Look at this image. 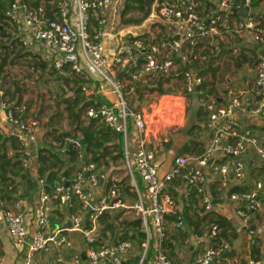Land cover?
<instances>
[{
	"label": "built area",
	"instance_id": "obj_1",
	"mask_svg": "<svg viewBox=\"0 0 264 264\" xmlns=\"http://www.w3.org/2000/svg\"><path fill=\"white\" fill-rule=\"evenodd\" d=\"M127 1L57 0L55 10L51 12L44 5L31 8L14 3L7 11V16L12 20L23 18L31 38L42 43L53 55L54 70L61 72L68 69L88 81L89 75L83 68L86 63L101 81L110 85V93L116 97L115 101L102 105L92 102L85 108L83 118L104 123L111 131L124 136V162L130 173L131 188L138 196L136 203L127 202L119 194L117 179H110L102 166L87 159L79 165L80 169L71 180L64 182L63 179H55L51 192L48 191L46 179L40 178L33 232L26 225L20 201L10 202L0 208L13 246L22 257V264H40L38 255L51 252L56 253V264H134L130 261L133 257L138 258V264H174L170 253L175 249V243H171L167 216L180 210L168 188L178 179L187 185L186 201L189 203L191 194L195 192L199 206L205 212L212 211L214 207L215 199L207 186L213 177H217L215 179L219 180L222 189L217 198L220 202H245L246 209L239 208L238 214L246 224L253 213L263 207L262 181H258L251 191L231 194L228 183L230 175L235 180H245L247 157L250 154L257 155L264 165V139L245 129L236 118V113H242L264 121V57L258 64L257 76L252 85L244 91L231 89L230 100L226 104L218 103L213 97L206 98L209 85L205 84L203 75L192 69L184 73L183 92L172 98L175 101L196 95L205 103L210 136L201 154L176 156L169 170L163 174L162 163L149 140L150 121L160 124L164 120L170 123V117L164 119L163 114L156 117L151 107L148 111L134 110L130 100L136 94L138 83L165 81L178 73L181 62L190 64V57L197 59L198 51L206 42L223 32L236 35L251 29L254 40L264 49V28L256 27L251 19L236 25L231 17L220 13L228 14L236 6L235 0H219L217 11L210 9L207 14L202 12L200 6L210 0H152L148 19L157 20L155 30L158 32V37L152 40L116 32L115 19L110 17V13L116 14L117 8L124 7ZM249 1L245 0V3ZM93 20L95 24L92 27ZM108 27L114 37L110 57L104 43ZM81 88L91 95L85 85ZM2 121L8 127L6 133L0 127V134L17 139L23 166L29 167L41 151L37 147L40 122L28 115L24 103L16 105L0 101V126ZM131 128L135 129L137 139L136 150L130 153L128 135ZM82 140V134L68 135L62 141L53 140L51 147L72 145L81 152ZM137 176L145 185V192L139 189ZM105 183L110 184L108 190L96 200L93 190L102 188ZM65 207L69 211L71 227L58 226L48 232L54 210H63ZM118 211L140 219V224L131 230V233L143 235L139 243L133 238L107 242L100 235L105 227L101 222L103 214ZM177 226H184L181 218ZM71 232L81 236L83 249L70 251L74 248L69 236ZM220 232L219 225L213 224L203 234H193L185 239L183 244L186 248H202L191 264H236L231 258L224 257L225 251L230 249L227 240H219L217 246L210 244L216 241ZM136 247L139 248L138 252ZM63 249L69 253L64 254ZM83 252L86 253L85 260L82 258ZM247 264L264 262L252 257Z\"/></svg>",
	"mask_w": 264,
	"mask_h": 264
},
{
	"label": "crops",
	"instance_id": "obj_2",
	"mask_svg": "<svg viewBox=\"0 0 264 264\" xmlns=\"http://www.w3.org/2000/svg\"><path fill=\"white\" fill-rule=\"evenodd\" d=\"M215 2V1H214ZM206 2H203L200 6V9L204 14H207L210 9H212L213 5L207 7ZM240 6V5H238ZM209 8V9H208ZM52 10V9H51ZM239 14L241 18L238 17H231V21H236V25L240 21H246L247 19H251L253 24L256 27L264 28V0H250L248 4L244 3V6L240 7ZM110 17L115 19V30L116 32H122L124 34H130L133 36H143L146 37L150 32H154L155 36L158 37V32L155 30V22L157 20L149 19L151 24L149 25V31H146V28L144 25H137L133 26L131 25L127 29H117V22L118 21V14L110 13ZM95 24V20L92 21V27ZM93 31V28L90 29ZM141 30L142 33H141ZM9 36L12 37V39L5 38L4 42H7V46L5 45V50L3 51L4 56L8 55V63L5 68L23 64L22 61L24 59L33 60L31 62L30 67L27 68L28 72L32 75L34 69L39 68L40 71H49L51 72L53 69L52 67V54L43 46L42 43L33 40L31 38V35L29 33V29L27 26H25L23 22V18L17 17L12 20L10 23V26L7 30ZM147 32V33H144ZM236 37V49L233 50V52H236V62L234 65V68L236 69V76L230 75L229 77H226L225 80L227 81V85L224 88L218 87L217 75L216 69L214 67V61L213 59L207 63L206 61H203L207 64V68H204L203 66L199 69L204 70L203 76L205 77V81L208 83L209 88L214 89L216 91V101L220 104H226L230 100V94L229 91L231 89H236V91H244L248 89L252 85V83L255 81L257 76V68L258 64L261 61V59L264 57L261 56V50L256 48L257 42L254 40L253 30L248 29L245 30L243 33H236L230 34L223 32L221 35L213 36L211 39H209L205 46L202 47L198 51V58H201V54L208 55V53L213 52H220L223 53L222 49L224 48L225 44L233 43V38ZM113 34H111V29L108 27L106 30V34L104 36V43L106 46V52L107 55L110 57L113 53L112 51V45H113ZM149 38V37H146ZM152 39V38H149ZM8 40V41H7ZM152 40H155L153 38ZM207 44H211V46L208 48ZM7 47V48H6ZM208 48V49H207ZM209 50V51H208ZM204 51L207 53L204 54ZM197 58V59H198ZM196 59V61H197ZM27 61V60H26ZM198 63V61L196 62ZM195 63V65H196ZM200 63V59H199ZM191 64V63H190ZM46 66V67H45ZM46 68V69H45ZM84 71L89 75V80L86 81L83 79V77L75 75L71 73L69 70H63L61 72L63 73H69L66 77V80L70 81L72 85L74 86L73 91L77 93L82 88L81 86L85 85L87 89L91 91V95L85 93L87 97H93L94 102H97L100 104V100L103 101L102 104H110L111 102L115 101L116 97L110 93V85L104 81H101L95 74V72L91 69L89 65L86 63L83 64ZM197 69V70H199ZM215 70V71H212ZM66 71V72H65ZM196 73L197 71L194 70ZM213 76V77H212ZM33 77V76H32ZM180 73H176L172 75L169 79V82L163 84V88L165 90L169 89L171 92L166 93H160L158 91H149V87H152L153 83L158 81L154 80L151 82H142L138 83L136 94L131 99V101L138 102V106L134 107L131 106L132 109L136 110H144L148 111L150 107L153 109L154 114L156 117L161 116L163 114L164 119L170 117L169 120L171 122H166L162 120L160 124L157 121H150V134H149V140L151 143V146L156 150L157 157L159 161L162 163V174L169 170L171 165L173 164V161L176 156L178 155H188V156H195L192 154H187L186 152H183L184 147L189 143L190 147L193 149H205L207 145L208 138L210 136V132L207 129V123L209 121V114H207L206 117H203L201 114V111L203 109L206 110L205 103H202L200 99L193 95L188 98H179L175 101L173 100L172 96L176 94H181L183 92V78H179ZM0 101L2 99L3 93L6 90H10L11 92L15 91L16 85L22 90V103L25 102V99L28 98V90L30 89L28 84L24 81L15 80L12 81L10 74L5 75V79L3 76L0 78ZM91 80V81H90ZM176 89V90H175ZM210 98L212 96H209ZM7 100L10 99V95L5 96ZM24 99V100H23ZM106 101V102H105ZM100 104V105H102ZM131 105V104H130ZM181 108V110H179ZM191 108L193 111V125L191 126V129H188L187 133H184V124L185 120L188 114V110ZM207 111V110H206ZM28 115L30 117H33L37 120H39L38 116L36 115V108L28 107ZM2 116V115H1ZM172 117V118H171ZM236 118L240 122V124L245 128L251 130L253 133L257 134L258 136L262 137L264 139V121L254 117L252 115L248 114H242V113H236ZM84 120L83 116L81 118ZM49 123H51V120H49ZM74 126V125H73ZM95 128H98L101 130L100 136L104 133H109L110 137L108 140H105L102 149V154L104 152L110 153L108 156H106L105 159L101 160V165L104 168L105 173L110 177V179H117V185H118V191L119 194L129 203H136L138 201L137 193L134 192L130 185V173L127 169V166L124 162V156L120 159L111 160L115 155L114 153L117 152L119 149L120 140L119 135L121 133H117L114 131L109 130L107 126L104 123H101L99 121H95L94 124ZM1 128H4V132H7L8 125L2 121L1 122ZM55 126L51 124V126L48 124V121L46 120L43 125L40 124L39 130L37 132V147L41 149H46L51 147V142L53 140H56L52 134H57L56 132H53L52 129ZM58 128V127H56ZM196 134L197 132L201 134V138H192L188 139L187 142V134L189 132H193ZM75 129L72 127L71 129H68L67 132L74 133ZM81 134L80 131H76L74 135ZM181 133V134H180ZM179 135V136H177ZM119 137V138H118ZM136 139H137V133L135 129L131 128L129 135H128V150L129 152H134L136 150ZM193 141V142H191ZM168 144H171V146H168ZM124 145H125V139L123 136V144L122 149L124 153ZM197 146V147H196ZM196 147V148H195ZM191 148V149H192ZM84 151V150H83ZM86 154V159L91 158V154H87L86 152H83V155ZM9 155H15V152L9 151ZM82 155V156H83ZM83 158V157H82ZM249 163L247 162V175L245 180L239 181L235 180L232 175L229 177V186H235V185H248L249 188H254L255 184L258 181H262L264 183V177H260L258 180L256 177L251 175V177L248 174V171L253 169V166L257 163L261 165V161L255 154H250L249 157ZM121 161L123 163L122 170H116L108 171V165H110L111 162H117ZM15 161V160H14ZM82 161V160H81ZM81 163V162H80ZM108 163V164H107ZM80 165V164H79ZM36 171L39 167L37 164V161H33L30 163V166ZM124 171V172H123ZM118 172H123V176L118 175ZM77 173V172H76ZM74 173L72 175V178L75 176ZM255 175L257 176V171L255 172ZM209 177H212L210 175ZM217 178V177H215ZM215 178H210L209 183L207 184L208 190L210 192V187L214 183ZM137 181L139 185V189L142 192L146 191L145 185L141 181V179L137 176ZM179 181V180H177ZM18 182V189H17V197L18 201H20L24 216H25V222L28 228L31 232L34 231V224H35V218L37 214V204H38V194L37 190H29L26 185V180L21 181L20 179H17ZM172 184V183H171ZM170 184V186H171ZM109 183H105L102 188L94 189L93 194L96 200L99 199V197L104 194L108 188ZM170 186L168 188V192L170 193ZM187 185L183 181V184L181 186L175 188L180 193L181 198L180 201L177 202L179 210H182L184 206V202L182 199L185 196ZM174 191V190H173ZM170 193L174 196V192ZM1 197V193H0ZM10 203H6V201H2L0 199V208H4ZM241 204L240 202H232V201H224L219 202L213 207V211L216 215H220L222 217L227 218V220L230 222V225L233 229V237L231 238V245L230 249L233 250V255L231 259L236 262V264H247L248 260L253 257L252 255V248L254 243L257 242L258 248H259V259H261L264 262V204L261 210L256 211L251 216V219L248 224L244 222L242 217L238 214V209L240 208ZM64 213L62 216L59 213ZM114 214V216L117 214L116 212H111ZM69 211L68 208L65 207L63 210H54L52 217H51V225L48 232L57 228L58 226H66L70 219L68 217ZM134 217L132 214L128 218ZM196 217V216H194ZM114 221H109L110 226ZM108 223L103 224L106 226ZM169 228L172 234V231L174 230V226L172 224H169ZM122 230V231H121ZM120 231V240L126 239L128 237V233L126 236H122L124 233L128 232V230L124 231V228ZM70 238L72 239L74 243V248L70 250L78 251L83 249V241L81 239V236L76 232L69 233ZM131 239V238H129ZM136 243H139L137 238H133ZM107 242H117L116 236L114 240L111 239H105ZM175 243V249L171 251L170 257L173 260L174 264H179L178 261H181L182 264H191L199 251H201V247H193L191 246L190 249L186 248L183 244L182 240L180 238H175V236H172V242ZM184 249V250H183ZM62 252L64 254H68L69 251L66 249H63ZM173 253V257L172 254ZM56 253L51 252L47 254H40L37 257V260L40 264H56L55 262ZM134 259L137 260L138 264V258L133 257L131 258V263H134ZM84 260V259H83ZM0 264H22V257L21 255L15 250L11 237L8 233L7 224L5 221L4 216L0 213ZM85 264H87L85 262Z\"/></svg>",
	"mask_w": 264,
	"mask_h": 264
},
{
	"label": "trees",
	"instance_id": "obj_3",
	"mask_svg": "<svg viewBox=\"0 0 264 264\" xmlns=\"http://www.w3.org/2000/svg\"><path fill=\"white\" fill-rule=\"evenodd\" d=\"M215 1V2H214ZM218 1L219 0H210L205 1L207 4V7L213 5L212 9L216 10L218 9ZM57 0H0V78L3 76L5 79L6 75V68L8 63V55L4 56L3 51L5 50L4 46H7V42H4L5 38L12 39L11 36H9L7 30L10 26V23L12 22V19L7 16L8 9L14 4V3H20L23 5H26L31 8H38L41 5H44L48 12H51L55 10ZM245 0H235L236 6L231 9V11L226 14L225 12H220L226 17H240L239 9L240 7L244 6ZM152 0H128L126 5L123 7L122 16L127 14L130 10L138 11L141 14V18L139 20L134 19H128L124 21L127 25H140L146 18H148L149 14L152 11ZM237 5H240L239 8ZM52 9V10H51ZM209 9V8H208ZM8 41V40H7ZM5 44V45H4ZM7 48V47H6ZM207 53L204 51V54ZM191 64H183L181 62L179 73H180V79L183 78L184 73L187 70L193 69L191 66H194L197 62L196 59H193L190 57ZM193 63V64H192ZM68 70V69H66ZM55 73H59V71L52 70ZM197 74L203 75L204 70L199 69L197 70ZM215 71V70H212ZM1 80V79H0ZM91 81V80H90ZM169 82V79L167 78L165 81L158 80L154 82L152 87H149V91H158L160 93H166L171 92V90L167 89L165 90L163 88V84ZM205 84L208 85L207 82ZM0 88L1 84H0ZM22 90L16 85L15 91L11 92L9 89L4 91L1 101H6L10 103H15L16 105L22 104ZM10 95V99L7 100L5 96ZM216 91L214 89H208L206 91V98L209 96H212L214 99ZM94 98L93 97H87L85 93L80 89L78 91V95L75 99L66 100V109L68 112V118H70L71 122L74 125V133L76 131H80L83 140V150L80 152L79 150L72 147V145H61L59 148L55 147H49L44 149H41L40 153L38 154V157L35 159L37 161V164L39 165L38 169L34 171L32 167H24L23 166V158L21 153V147L19 142L15 137H6L4 135L0 134V184L2 186V190L0 191L1 197L0 199L2 201H6V203H10L13 201L18 200L17 195V189H18V182L17 179H20L21 181L26 180V185L29 190H37L38 191V181L40 178L44 177L46 179V184L48 191H53L52 185L53 181L55 179H63L64 182L71 180L72 175L76 173L80 169V162L82 160L83 152H86L88 155L91 154V158H87L86 161H93L101 165V160L105 159L106 156H108L110 153L104 152L102 154L103 145L105 146L104 142L105 140L109 139V133H104L101 136L99 135L101 130L98 128H95V120H86L83 121L81 118L83 116L85 108L92 104ZM106 102V101H105ZM103 101L100 100V104H102ZM28 113V108H27ZM201 115L203 117H206L208 112L203 109L201 111ZM51 123H53V119L51 120ZM110 130V129H109ZM74 133L64 131L62 133L52 134L53 137L57 141H62L64 137L68 135H74ZM120 137V138H119ZM121 151L116 154L111 160L120 159L123 158L124 153L122 149L123 144V135H119ZM168 146H171V144H168ZM197 147V146H196ZM195 147V148H196ZM189 144H187L183 152H186L187 154L192 155H199L203 152V148L200 149H191ZM15 152V155H9V151ZM15 160V161H14ZM247 162L249 163V159H247ZM108 164V163H107ZM257 171V176L255 175V172ZM249 176L253 175L258 180L260 177H264V165L261 162V165L259 163L255 164L253 166V169L248 171ZM179 181L175 180L172 182L170 186V193L172 191L174 192V197L177 202L180 201L181 195L177 191V187L181 186L183 184V180L178 179ZM253 189V188H252ZM251 188L248 187V185H235L232 186L229 190V194L233 192H247L251 191ZM222 189H220V182L218 179H215L214 183L210 187V193L215 199L214 206L218 204L220 201L217 199L218 195L221 193ZM182 201L184 202V206L182 210L177 212L174 215L167 216V220L170 224L174 226V230L172 231L171 238L174 235L175 238H180L182 242L185 241V239L189 238L193 234H203L206 230H208L209 227H211L213 224H218L221 228V232L218 235V238H216V241H211L210 244L217 246L219 243V240L225 239L227 240L230 245L231 238L233 235V229L230 225V222L227 220V218L222 217L220 215H216L214 211L205 212L202 207L199 206L198 198L196 196V193L193 192L190 196L189 203L186 201V198H183ZM241 209H246L245 202H240ZM117 214L114 216L112 213L105 212L103 216L101 217V222L103 224L108 223L109 221L112 222L111 226H109L107 231H101L100 235L103 239L108 235V232L113 229V224L117 223L122 214L123 211L116 212ZM61 216L64 214L62 212L59 213ZM196 216V217H194ZM180 218L184 221L183 227H178L177 223L179 222ZM120 226L124 227V231L129 230L131 233L132 228L135 226H138L140 224V219L132 217L129 219H123L120 221ZM133 233V232H132ZM129 234L127 238H137L138 241H141L143 239V235L141 233H133ZM120 240V234L119 232L116 235V241ZM190 249V247H188ZM172 257L174 256L173 253L171 254ZM233 255V250L229 249L225 251L224 257L231 258ZM252 255L254 258L259 259V248L257 245V242L254 243L252 248ZM182 261V260H181ZM181 261H178L179 264H182ZM134 264L137 263V260L134 259Z\"/></svg>",
	"mask_w": 264,
	"mask_h": 264
},
{
	"label": "rangeland",
	"instance_id": "obj_4",
	"mask_svg": "<svg viewBox=\"0 0 264 264\" xmlns=\"http://www.w3.org/2000/svg\"><path fill=\"white\" fill-rule=\"evenodd\" d=\"M122 11L123 7H118L117 8V14H118V21L117 22L118 26L117 29H127L131 25H127L124 23V21L128 19H134V20H139L141 18V14L138 11L135 10H130L127 14L122 16ZM151 22L149 21L148 18H146L140 25H144L146 28V31H149V25ZM139 25V26H140ZM137 26V25H133ZM143 30H141L142 33ZM144 32V33H147ZM146 37L149 38H155V33L150 32ZM233 43H228L224 45V48L222 49L223 53L220 52H213V53H208V55H203L201 54V58H198L196 65L191 66L193 68L192 70L199 69L200 67L207 68V64L204 63L202 64L203 61H210L213 59L214 67L218 69L216 71L217 80L219 81L218 87L224 88L227 85V81L225 80L226 77H229L230 75L236 76V69L234 68L235 62H236V52L234 53L233 50L236 49L235 44H236V37L233 38ZM208 48L211 46V44H207ZM207 48V49H208ZM209 51V50H208ZM200 59V63H199ZM27 60V61H26ZM22 61L23 64L18 65L15 67L14 65L11 67H8L6 69L7 75L10 74L11 76V82L15 80H20L22 82H26L29 86L28 90V98L25 99V102H23L26 107L31 108L35 107L36 108V115L39 118V122L41 125L44 124V122L47 120L48 124L51 126L58 127V129H61L63 131H67L68 129H71L73 126V123L71 122L70 118H68V112L66 109V100H72L77 97V93L73 91L74 86L72 83L68 80H66V77H68L69 73H55L54 71H40L39 68L34 69L32 75L28 72V69L30 67L31 62L33 60L29 59H24ZM207 62V63H208ZM193 64V63H192ZM46 67V66H45ZM46 69V68H45ZM66 72V71H65ZM232 75V76H233ZM33 76V77H32ZM72 78L71 76H69ZM213 77V76H212ZM176 90V89H175ZM24 100V99H23ZM130 106H138V102L131 101L130 100ZM133 106V107H134ZM193 111L191 108L188 110V114L185 120L184 124V129H191V126L193 125ZM53 119V123H49V120ZM195 131L189 132L187 135V142L189 141L188 139L192 138H201V134L198 132L195 134ZM181 134V133H180ZM179 136V135H177ZM189 144V143H187ZM121 151V147L117 150L115 154H118ZM123 163L119 160L116 163L111 162L110 165H108V171H113L115 172L116 170L120 171L122 170ZM124 172V171H123ZM123 172H118V175L123 176ZM131 214H122L120 220L117 223L113 224V229L108 232V235L105 237V239H111L114 240L115 236L117 235L118 231L123 229V226H120L121 224L120 221L123 219H129L128 217ZM184 250V249H183ZM136 251H139V248L136 247Z\"/></svg>",
	"mask_w": 264,
	"mask_h": 264
},
{
	"label": "water",
	"instance_id": "obj_5",
	"mask_svg": "<svg viewBox=\"0 0 264 264\" xmlns=\"http://www.w3.org/2000/svg\"><path fill=\"white\" fill-rule=\"evenodd\" d=\"M256 48L261 50V56L263 57V56H264V49H262V47H261V45H260L259 43H257ZM52 131H53V132H56V133H62V132H64L63 130L58 129V128H56V127H54V128L52 129ZM183 132H184V133H187V132H188V129H184ZM191 142H193V141H191ZM85 160H86V154L83 155V158H82V161H81L80 165H81L83 162H85ZM67 185H68V183H66V186H67ZM109 226H110V223H108V224L104 227L103 231H107L108 228H109ZM66 227L70 228V227H71V223L69 222V223L66 225ZM127 234H128V232L124 233L122 236H126ZM82 258H83L84 260L86 259V253H85V252L82 253Z\"/></svg>",
	"mask_w": 264,
	"mask_h": 264
}]
</instances>
